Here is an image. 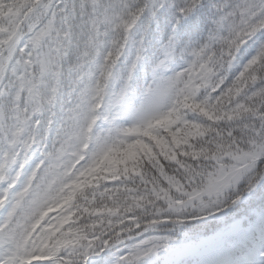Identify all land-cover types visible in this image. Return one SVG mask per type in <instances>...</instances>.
<instances>
[{"label": "snow or ice", "instance_id": "obj_1", "mask_svg": "<svg viewBox=\"0 0 264 264\" xmlns=\"http://www.w3.org/2000/svg\"><path fill=\"white\" fill-rule=\"evenodd\" d=\"M0 264H264V0H0Z\"/></svg>", "mask_w": 264, "mask_h": 264}]
</instances>
